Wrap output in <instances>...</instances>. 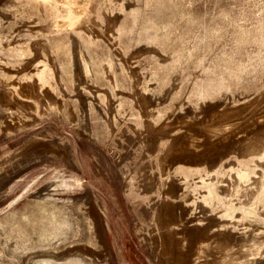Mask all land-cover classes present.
I'll use <instances>...</instances> for the list:
<instances>
[{
	"label": "rangeland",
	"instance_id": "374dc122",
	"mask_svg": "<svg viewBox=\"0 0 264 264\" xmlns=\"http://www.w3.org/2000/svg\"><path fill=\"white\" fill-rule=\"evenodd\" d=\"M262 115L264 0H0V264H159L174 205L264 264Z\"/></svg>",
	"mask_w": 264,
	"mask_h": 264
},
{
	"label": "bare ground",
	"instance_id": "6f19581e",
	"mask_svg": "<svg viewBox=\"0 0 264 264\" xmlns=\"http://www.w3.org/2000/svg\"><path fill=\"white\" fill-rule=\"evenodd\" d=\"M208 111L209 117L217 119L219 115L224 114L228 110L217 111L208 108ZM248 125H252V133L256 129L262 131L261 133H256V135L254 134L253 137L255 139L261 138L263 140L259 147V152L261 154V158H264V115H262L260 118H252ZM196 138L197 137H194L192 140L195 141ZM199 145L200 144L197 142L188 143V152L193 154L192 151H195V147ZM244 146V139H235L233 144H225L224 146L214 148L210 153L211 155L203 158V160H208V162L219 160L224 157L227 149L235 148L239 150L244 148ZM201 154H205V152L202 151L201 153H196L194 155L198 156ZM188 173L189 172H184V177L188 176ZM207 174L208 175L205 173L206 176L203 175L204 179H209L211 177V172ZM244 177V172L238 170L233 176V180L223 178L222 180L229 181V184L232 181L231 186L228 185L229 187L227 188L222 187L223 191H234L241 184ZM168 185L169 189L177 190V186L175 184L168 182ZM206 194H209L210 196L206 198ZM199 196L202 203H209V201L214 198L212 191L209 189L200 190ZM195 201L198 200H194V202ZM191 207L180 205L176 207L174 205L173 208L168 209L167 207L164 209V217L166 219L167 226L170 229V234H168L169 236L163 241L161 240V244L159 245V247L162 248L160 252L161 259L159 264H263L262 261L255 259L252 255L253 252L259 250L258 242L255 238H249L245 242L228 246L224 243L227 236L225 231H210L209 226L206 224H194L190 226L186 225L185 221L180 222V218L183 219L182 215L185 214V212L188 213L189 210L191 211ZM184 217L186 216L184 215ZM197 219L198 218H196L194 221ZM205 219L206 217H200L197 221Z\"/></svg>",
	"mask_w": 264,
	"mask_h": 264
}]
</instances>
